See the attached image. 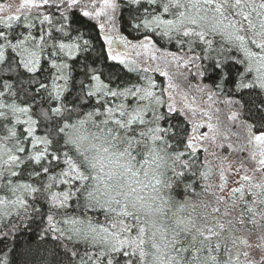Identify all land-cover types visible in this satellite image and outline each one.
Segmentation results:
<instances>
[{
  "label": "snow or ice",
  "instance_id": "snow-or-ice-1",
  "mask_svg": "<svg viewBox=\"0 0 264 264\" xmlns=\"http://www.w3.org/2000/svg\"><path fill=\"white\" fill-rule=\"evenodd\" d=\"M0 264H264V0H0Z\"/></svg>",
  "mask_w": 264,
  "mask_h": 264
},
{
  "label": "trees",
  "instance_id": "trees-1",
  "mask_svg": "<svg viewBox=\"0 0 264 264\" xmlns=\"http://www.w3.org/2000/svg\"><path fill=\"white\" fill-rule=\"evenodd\" d=\"M20 244L22 245L23 244V242L25 241V239H26V236H24V235H21L20 236Z\"/></svg>",
  "mask_w": 264,
  "mask_h": 264
}]
</instances>
